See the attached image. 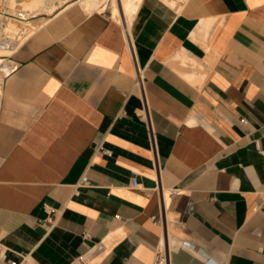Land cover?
Returning <instances> with one entry per match:
<instances>
[{
  "label": "crops",
  "instance_id": "obj_1",
  "mask_svg": "<svg viewBox=\"0 0 264 264\" xmlns=\"http://www.w3.org/2000/svg\"><path fill=\"white\" fill-rule=\"evenodd\" d=\"M112 1L0 73V264H264V0Z\"/></svg>",
  "mask_w": 264,
  "mask_h": 264
},
{
  "label": "built area",
  "instance_id": "obj_2",
  "mask_svg": "<svg viewBox=\"0 0 264 264\" xmlns=\"http://www.w3.org/2000/svg\"><path fill=\"white\" fill-rule=\"evenodd\" d=\"M17 0H0V48H8L13 51L11 54H0V73L8 75L16 69L17 65L12 60L13 54L24 44L23 39L28 35L27 25L31 22L32 15L25 17L18 7ZM139 85L142 87L141 72H138ZM103 150L107 154H111L109 149ZM133 184L137 185L138 180L136 175L137 171L133 172ZM158 181L160 182V175L158 172ZM81 184H88V177L85 175L80 181ZM8 264H19L17 262H8ZM155 264H170V253L167 247L159 248Z\"/></svg>",
  "mask_w": 264,
  "mask_h": 264
},
{
  "label": "bare ground",
  "instance_id": "obj_3",
  "mask_svg": "<svg viewBox=\"0 0 264 264\" xmlns=\"http://www.w3.org/2000/svg\"><path fill=\"white\" fill-rule=\"evenodd\" d=\"M21 1L23 2V0H21ZM65 1L66 0H29L25 3V5H23L22 2L20 3V1H18V3L23 8V9H20L22 11V15H24L25 17H28L30 15H34V14H32L31 10L29 9L30 7L43 4L40 6H46L47 5L45 10H47L48 12H52L59 5L63 4ZM108 1L109 0H84V1L82 0V2H84L83 4H85L88 8L89 7H93V8L97 7L101 11H104L107 9ZM112 2L114 5V10L116 12H118V14L121 16V18H125V13L128 15H131L136 11V9L138 8L140 0H113ZM44 4H46V5H44ZM41 10H43V9L41 8ZM37 11H38V9H37ZM38 27L39 26H36L35 23L30 22L27 25L28 35H27V37H25V39H23V42H25L35 32V30ZM11 53H13V51L11 49L0 48V54H11ZM0 62H2V60H0Z\"/></svg>",
  "mask_w": 264,
  "mask_h": 264
},
{
  "label": "rangeland",
  "instance_id": "obj_4",
  "mask_svg": "<svg viewBox=\"0 0 264 264\" xmlns=\"http://www.w3.org/2000/svg\"><path fill=\"white\" fill-rule=\"evenodd\" d=\"M17 1H20V3L22 2L21 0H17ZM27 1H29V0H23V2H22V4L23 5H25V3L27 2ZM40 5H43V4H40ZM40 5H37V6H33V7H30L29 9L31 10V12H32V14H36V13H39V12H43V11H46V12H48L47 10H45V8H46V4H44V5H46V6H40ZM28 6V5H27ZM18 7L20 8V9H23L20 5H18ZM29 7V6H28ZM44 7V8H43ZM41 8L43 9V10H41ZM37 9H38V11H37ZM40 9V10H39ZM34 23V22H33ZM35 25L36 26H40V22L39 23H37V22H35Z\"/></svg>",
  "mask_w": 264,
  "mask_h": 264
}]
</instances>
